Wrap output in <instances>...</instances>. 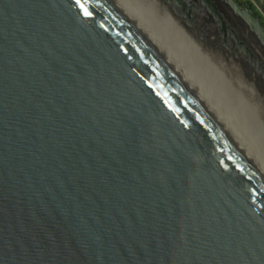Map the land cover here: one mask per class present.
<instances>
[{"label":"water","instance_id":"water-1","mask_svg":"<svg viewBox=\"0 0 264 264\" xmlns=\"http://www.w3.org/2000/svg\"><path fill=\"white\" fill-rule=\"evenodd\" d=\"M0 264H264V156L128 0H0Z\"/></svg>","mask_w":264,"mask_h":264},{"label":"rangeland","instance_id":"rangeland-1","mask_svg":"<svg viewBox=\"0 0 264 264\" xmlns=\"http://www.w3.org/2000/svg\"><path fill=\"white\" fill-rule=\"evenodd\" d=\"M128 1L133 4V0ZM137 1L148 6L151 17L147 21L169 45L171 41L162 33L164 24L173 32L169 33L174 34L173 37L170 34V39L175 37L172 40H190L192 48L200 52L196 53L199 58V55H204L212 63L219 58L223 77L230 80L227 81L228 84L220 82L228 98L231 101V95L235 93L232 100L241 101L237 95L243 93L247 105H256L255 113L264 126V30L253 19L257 12L260 21L264 22V0L250 1L247 10L248 0H235L238 6L226 0ZM142 13L146 14V10L143 9ZM172 49L177 55L173 46ZM244 107L243 112L247 114L248 106ZM260 129L263 133L262 127Z\"/></svg>","mask_w":264,"mask_h":264},{"label":"bare ground","instance_id":"bare-ground-1","mask_svg":"<svg viewBox=\"0 0 264 264\" xmlns=\"http://www.w3.org/2000/svg\"><path fill=\"white\" fill-rule=\"evenodd\" d=\"M226 1L234 4L235 6L236 5L238 6V4H235V2L232 0H226ZM132 3H133L132 5L140 13L143 11V9L146 10V14H143V13L142 14L144 15V17L147 20L151 17L148 13V6H146V7L143 6L137 0H133ZM228 5H229V3H228ZM247 9H249V6H246L245 10H247ZM253 19L255 20V22L258 21L255 16H253ZM164 25H165V27H164V29L162 28V33L166 39L171 41L169 43L176 49L177 55L182 58V60L185 62V64L194 72V74L199 79V81L211 93V95L216 99V101L225 109V111L237 122V124L242 128V130L246 133V135L250 138V140L254 143V145L258 148V150L264 156V126H263V123L258 119V114L255 113L256 105H252V104H251L252 106L247 105L246 104L247 102L245 101V99L243 97V93H240L239 95H237V96H239L241 101L239 99H238V101L232 100L234 98V95L236 96L235 93H233L231 95L232 99L230 101V99L228 98V95L225 93V90L223 89V87L220 83L222 81V82H225L226 84H228L227 81H230V80H225L223 77L222 65L220 64V59L218 58L217 62L212 63L204 55H199L200 56V58H199L196 55V53L200 54V52H196L192 48V46L189 44L190 40H188L186 38L183 40L180 38V40L178 39V41L172 40L175 37L170 39L171 35L173 37L174 34L169 33L172 31L169 30L167 24H164ZM260 26L262 27L261 23H260ZM177 31H178V29H177ZM176 32H175V34H176ZM177 36H178V33L176 35V38H177ZM217 48H218V46H217ZM222 98H226L227 100L222 101L221 100ZM225 105L227 108H225ZM244 105L248 106V111H249L247 113L248 115L246 113L244 114V112H243V109H245ZM238 114H240L239 117H238ZM249 115L251 116V117H249L251 120H249V118H248ZM250 123L251 124L255 123V124L251 125ZM260 127H262V129H263V133L260 132V130H261Z\"/></svg>","mask_w":264,"mask_h":264}]
</instances>
